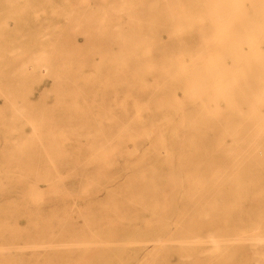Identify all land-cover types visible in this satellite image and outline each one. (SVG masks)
<instances>
[{
	"label": "bare ground",
	"instance_id": "bare-ground-1",
	"mask_svg": "<svg viewBox=\"0 0 264 264\" xmlns=\"http://www.w3.org/2000/svg\"><path fill=\"white\" fill-rule=\"evenodd\" d=\"M139 4L117 8L130 23L117 26L115 50L82 53L121 95L96 126L43 131L12 84L0 86V264H264V0ZM67 141L86 154L73 165L76 194L58 163ZM121 160L125 182L92 227L87 182ZM19 183L26 198L12 194ZM54 196L63 205L46 216Z\"/></svg>",
	"mask_w": 264,
	"mask_h": 264
},
{
	"label": "rangeland",
	"instance_id": "rangeland-1",
	"mask_svg": "<svg viewBox=\"0 0 264 264\" xmlns=\"http://www.w3.org/2000/svg\"><path fill=\"white\" fill-rule=\"evenodd\" d=\"M140 1L0 0V86L12 84L31 110V122H37L43 131L52 130L60 136L71 128L96 126L99 116L105 111H112L121 95L117 92V83H103L97 68V57L83 56L82 53L104 47L115 50L117 46L113 40L117 26L120 24L127 31L130 23V14L126 10L117 11V8L125 4L129 10L140 6ZM57 49L72 50L74 53L67 59H61L62 53ZM45 65H48L47 70H43ZM23 68L25 72L21 73ZM103 70L114 77L119 76L117 69L103 67ZM101 93L108 98H98ZM3 96L0 93L1 109L4 107ZM136 101L142 103L141 98ZM23 127L28 130L32 124ZM1 142L3 135L0 132ZM63 146L69 150L70 156L58 163L61 172H71L66 176L65 184L72 189V194H76L81 186L78 173L72 172L73 165L83 160L86 154L78 151L73 141H67ZM37 159L38 165L43 163L42 157ZM126 165L121 160L111 166L109 176L99 178L97 186L87 182L88 193L84 200L94 214L91 215L92 220L89 216L88 221L94 223V217L98 220L91 224L92 227L103 225L99 204L110 194H119V185L125 182ZM105 188L111 190L105 191ZM26 189V184L19 183L12 194L26 198ZM70 200L68 207L73 205V200ZM56 205L61 207L63 201L58 196L49 198L43 208L44 215H53L49 208ZM16 218L20 224L23 223L22 217ZM67 220V225L76 234L86 231L78 215L69 216ZM58 237L65 240L64 234H58Z\"/></svg>",
	"mask_w": 264,
	"mask_h": 264
}]
</instances>
